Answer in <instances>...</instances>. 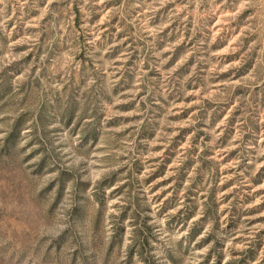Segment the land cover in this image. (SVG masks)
Returning <instances> with one entry per match:
<instances>
[{"label": "rangeland", "instance_id": "rangeland-1", "mask_svg": "<svg viewBox=\"0 0 264 264\" xmlns=\"http://www.w3.org/2000/svg\"><path fill=\"white\" fill-rule=\"evenodd\" d=\"M0 264H264V0H0Z\"/></svg>", "mask_w": 264, "mask_h": 264}]
</instances>
